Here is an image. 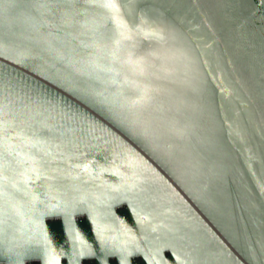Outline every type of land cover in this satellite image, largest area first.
I'll use <instances>...</instances> for the list:
<instances>
[{"label":"water","instance_id":"95a60500","mask_svg":"<svg viewBox=\"0 0 264 264\" xmlns=\"http://www.w3.org/2000/svg\"><path fill=\"white\" fill-rule=\"evenodd\" d=\"M9 2L46 6L0 9V264H264V0ZM120 33L155 66L138 111L130 68L77 71Z\"/></svg>","mask_w":264,"mask_h":264},{"label":"snow or ice","instance_id":"6c2138e0","mask_svg":"<svg viewBox=\"0 0 264 264\" xmlns=\"http://www.w3.org/2000/svg\"><path fill=\"white\" fill-rule=\"evenodd\" d=\"M44 4L37 5H29L23 6L16 3L9 2V0H0V9H3L4 14L7 18L12 19L15 18L19 20L21 23L26 22L28 16L31 13L28 12V8H31L35 11L37 8L45 7ZM63 9L60 14V20L65 25H70L73 22L72 9L74 5L72 4H63L60 5ZM104 7H107L113 11H119V5L115 2V0H105ZM23 36V32L20 28H17L15 32L12 29H7V33L5 35L6 40H17ZM123 34L120 33L118 35L108 36L104 42L101 43V47L106 50V56L104 57L107 60L109 57L112 60L111 64L102 65L97 61H90L88 65H86L85 69H78L82 75L88 76L92 74L93 69L112 73V75L108 81H104L105 83L111 82L113 84L120 82L121 80L128 79V73L125 70V74L121 77L120 72L117 70V62L119 65L125 66V69L130 68L132 70L133 80L132 84L135 86L136 91L131 93H126L123 89L116 93L117 96H123L124 100L127 101L126 107L130 110L138 111L143 104L147 103L152 99L151 93L153 91L152 82L150 78L155 72V66L151 61L150 56L143 55H134L132 53H123L122 50L124 45L122 43ZM119 78V79H118ZM39 95V93H37ZM97 95H102V93H97ZM135 97V98H133ZM14 102L5 97V103L0 104V115L11 116V105ZM28 105H23V107H27ZM3 210H0V214H2ZM11 219L9 216L7 219L0 218V236H2L5 241H7L11 246L18 247L16 242L20 239L15 234L11 233V225L8 221ZM30 239V238H29ZM43 242L45 245L49 243L48 237L46 234L43 235ZM83 243V242H82ZM261 245L264 246V238L260 241ZM11 251V247L9 248ZM79 255H95V253L91 252V246L88 247L87 251L83 248ZM19 264H23V262H19ZM48 264H58V260L56 257L50 256ZM103 264H108L107 261H104ZM120 264H127L126 259H122ZM196 264V262H194ZM198 264H205L204 261H199ZM207 264H215L214 261L208 260Z\"/></svg>","mask_w":264,"mask_h":264}]
</instances>
